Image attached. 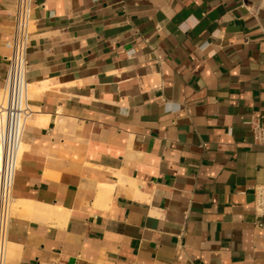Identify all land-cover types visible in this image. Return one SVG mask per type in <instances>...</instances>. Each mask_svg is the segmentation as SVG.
<instances>
[{
    "label": "crops",
    "instance_id": "1",
    "mask_svg": "<svg viewBox=\"0 0 264 264\" xmlns=\"http://www.w3.org/2000/svg\"><path fill=\"white\" fill-rule=\"evenodd\" d=\"M16 10L0 0V89ZM31 17L7 264H264V0H34Z\"/></svg>",
    "mask_w": 264,
    "mask_h": 264
},
{
    "label": "built area",
    "instance_id": "2",
    "mask_svg": "<svg viewBox=\"0 0 264 264\" xmlns=\"http://www.w3.org/2000/svg\"><path fill=\"white\" fill-rule=\"evenodd\" d=\"M34 0H16L15 29L7 41L10 54L4 86V103L0 106V141L3 158L0 168V264L8 261V234L14 212L13 183L22 157L25 126L35 111L29 104L28 51L32 40V7ZM255 140L264 143V128L252 124ZM257 228L264 230V183L255 188Z\"/></svg>",
    "mask_w": 264,
    "mask_h": 264
},
{
    "label": "bare ground",
    "instance_id": "3",
    "mask_svg": "<svg viewBox=\"0 0 264 264\" xmlns=\"http://www.w3.org/2000/svg\"><path fill=\"white\" fill-rule=\"evenodd\" d=\"M36 84H37V83H36ZM32 85H33V84H32ZM32 85H30V87H29V91H30L29 93H32V92L34 91V87H33ZM37 85H38V84H37ZM37 85H36V86H37ZM39 86H40V84H39ZM40 90H41V89H40ZM37 92H38V91H37ZM3 94H4V90L2 91V90L0 89V106H2L3 103H4V95H3ZM26 145H27V144H25V143L22 144V150H21V151H22V155H23L25 149L28 148V147H26ZM2 158H3V144H2V142L0 141V168H1V165H2ZM16 202H17V201H16ZM16 202H15V203H16ZM19 203H20V202H19ZM32 204H33V203H32L31 201H30V202H26V203H25V206L28 207V208H32L33 205H34L35 207H37V205H35V204L32 205ZM22 205L24 206V201H23ZM14 206H15V205H14ZM17 208H18V207H17ZM38 208H39V207H38ZM46 208H47V207H46ZM15 209H16V208H15ZM36 209H37V208H36ZM36 209H35V210H36ZM57 210H58V209H57ZM16 211H17V210H16ZM16 211H15V212H16ZM58 211H60V210H58ZM60 212H61V211H60ZM36 213H37V211H36ZM44 213L46 214L45 211H44ZM44 213H43V214H44ZM56 213H57V212H56ZM65 213H66V212H65ZM65 213L63 212V218L66 217V216H64ZM48 214H49V212H48ZM48 214H47V215H48ZM58 214H61V213H58ZM55 215H56V214H55ZM34 216H38V215H34ZM39 216H40V215H39ZM61 216H62V214L60 215V217H61ZM13 217H14V216H13ZM41 217H42V216H41ZM43 217H44V215H43ZM43 217H42V218H43ZM47 217H49V216H47ZM50 217H51V216H50ZM36 218H37V217H36ZM45 218H46V217H45ZM52 218H53V216H52ZM61 218H62V217H61ZM61 218H60V219H61ZM57 219H59V217H57ZM52 220H53V219H52ZM17 224H18V223H17ZM10 225H11V223H10ZM15 225H16V224H15ZM19 225H20V224H19ZM19 225H18V226H19ZM16 228H17V226H16ZM9 254H10V249H9Z\"/></svg>",
    "mask_w": 264,
    "mask_h": 264
},
{
    "label": "rangeland",
    "instance_id": "4",
    "mask_svg": "<svg viewBox=\"0 0 264 264\" xmlns=\"http://www.w3.org/2000/svg\"><path fill=\"white\" fill-rule=\"evenodd\" d=\"M2 91H3V89H1ZM4 95V94H3ZM15 206H14V211H16V209L15 208H17V204H14ZM9 258H10V256H9V254H8V261H9Z\"/></svg>",
    "mask_w": 264,
    "mask_h": 264
}]
</instances>
